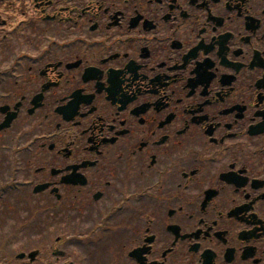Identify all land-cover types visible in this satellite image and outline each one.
I'll return each instance as SVG.
<instances>
[{"label":"flooded vegetation","instance_id":"flooded-vegetation-1","mask_svg":"<svg viewBox=\"0 0 264 264\" xmlns=\"http://www.w3.org/2000/svg\"><path fill=\"white\" fill-rule=\"evenodd\" d=\"M0 162L57 263L264 264V0H0Z\"/></svg>","mask_w":264,"mask_h":264},{"label":"rangeland","instance_id":"rangeland-1","mask_svg":"<svg viewBox=\"0 0 264 264\" xmlns=\"http://www.w3.org/2000/svg\"><path fill=\"white\" fill-rule=\"evenodd\" d=\"M0 164V169L5 172L4 177L0 175V185L8 186L14 181L9 177L11 168L3 166L1 162ZM11 198H14V195L6 199L8 206L0 209V218L4 219L0 223V245L3 246L0 264H29L27 260L19 261L16 257L37 249L50 251L49 245H54L57 238L63 237L62 213L61 210L49 209L50 203L44 196L34 197L32 193L23 191L20 193L19 208L14 207V199ZM124 260L101 256L92 257L86 264H119ZM56 261L49 252V256L42 255L39 264H63L65 259H60L59 263Z\"/></svg>","mask_w":264,"mask_h":264},{"label":"water","instance_id":"water-1","mask_svg":"<svg viewBox=\"0 0 264 264\" xmlns=\"http://www.w3.org/2000/svg\"><path fill=\"white\" fill-rule=\"evenodd\" d=\"M23 256H24V255H22V257H23ZM34 256H35V254H32V255H31V257H34Z\"/></svg>","mask_w":264,"mask_h":264}]
</instances>
